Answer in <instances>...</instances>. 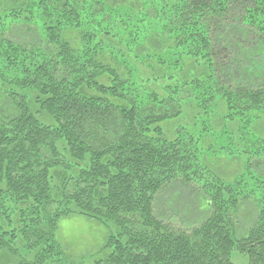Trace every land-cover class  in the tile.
<instances>
[{
	"label": "trees",
	"instance_id": "trees-1",
	"mask_svg": "<svg viewBox=\"0 0 264 264\" xmlns=\"http://www.w3.org/2000/svg\"><path fill=\"white\" fill-rule=\"evenodd\" d=\"M261 123L264 0H0V264H264Z\"/></svg>",
	"mask_w": 264,
	"mask_h": 264
},
{
	"label": "rangeland",
	"instance_id": "rangeland-1",
	"mask_svg": "<svg viewBox=\"0 0 264 264\" xmlns=\"http://www.w3.org/2000/svg\"><path fill=\"white\" fill-rule=\"evenodd\" d=\"M170 125H168L169 127ZM167 127V128H168ZM258 130L264 129V123L257 125ZM173 129V128H172ZM256 129V132L259 133ZM235 166H229L227 169L224 170L225 173L233 172ZM177 196L180 199H184V197L177 194L175 191L171 190L166 193H164V197L161 199L162 203L166 206L167 209H171V204L174 202H177L181 208H178L177 211H182V209L186 206V204H183V201L181 202L178 200ZM192 201L189 202L190 208L195 207V203ZM173 205V204H172ZM176 206V204H174ZM177 207V206H176ZM253 210V205L250 203L243 202L239 211V221L244 224H249L254 220L255 214ZM163 207H160L159 216L163 214V217H166L167 219L174 218L176 216L173 212H167L166 214L162 213ZM175 220V219H174ZM61 229L65 236V241L68 247L70 246V249H73L75 251H84L87 249H90V247L96 248L99 246V244L102 242L98 235V231L100 232L104 228L101 225H95L94 222L89 221L85 218H82L81 216L72 217L69 219H64L61 221ZM231 261L233 264H248V259L245 254H242L238 252L237 250H232L230 254Z\"/></svg>",
	"mask_w": 264,
	"mask_h": 264
}]
</instances>
